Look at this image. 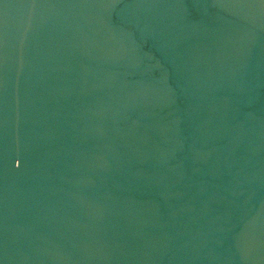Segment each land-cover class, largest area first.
Here are the masks:
<instances>
[{"label": "water", "instance_id": "1", "mask_svg": "<svg viewBox=\"0 0 264 264\" xmlns=\"http://www.w3.org/2000/svg\"><path fill=\"white\" fill-rule=\"evenodd\" d=\"M0 264H264V0H0Z\"/></svg>", "mask_w": 264, "mask_h": 264}]
</instances>
